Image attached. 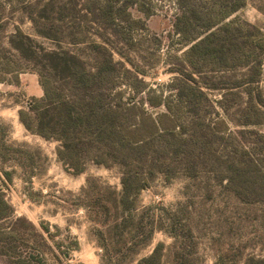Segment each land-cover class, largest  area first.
<instances>
[{"label": "rangeland", "instance_id": "rangeland-1", "mask_svg": "<svg viewBox=\"0 0 264 264\" xmlns=\"http://www.w3.org/2000/svg\"><path fill=\"white\" fill-rule=\"evenodd\" d=\"M134 1L137 3L128 8L131 21L119 18V26L114 27L125 32L127 25L132 28L134 49L124 45L113 33L114 30L107 29L87 12L85 5L91 2L98 5L97 0H15L11 5L5 4L1 11L4 25L0 27V64L9 66L13 71L0 74L4 80L0 82V146H3L0 151V189L14 208V217L30 220L47 241L49 247L42 245V239L34 237L25 225L21 228L29 240L31 238V244L36 243V247L44 252L50 264H109L101 243L104 242L110 249L111 221L101 222L105 220L106 213L102 216L99 213L102 200L98 195L107 190L120 192L124 169L118 164L104 167L88 163L81 174L68 172L57 158L58 141L44 139L24 127L18 112L28 111L29 100L43 95L37 96L42 86L36 68L47 67L48 60L45 55L39 54L37 64L21 57L11 46L10 39L18 27L23 34L37 41L44 54L63 49L92 67L102 58L94 43L109 46L105 41L108 38L128 58L114 51V59L123 60L128 69V72L120 71L123 99L130 97L135 103L141 102L156 116L164 112L165 107L151 106L149 97L173 96L176 92L174 87L179 84L176 80L182 77L171 70L181 65L176 56L183 51L179 36L173 30L175 5L174 0L131 2ZM200 2L205 6L212 4L210 0ZM235 16L264 32V0H246L245 6L228 19ZM156 38L162 41L160 47ZM262 58L264 80V54ZM184 70L190 71L188 65L185 64ZM245 72L246 68L215 72L210 75L211 79L205 75L200 79L195 74L197 79L210 80L218 86L220 82L226 87L220 90L219 87H203L213 107L208 103L200 104L192 107L191 113L198 112L206 119L214 117V112L221 111L217 101ZM135 86H138L137 90ZM143 86H146L144 91H139ZM240 96V101L246 99L245 93ZM244 106V103L233 106L229 114L236 117ZM187 124L188 137L192 134V138L198 136L199 140L213 139L218 148V158L219 154H225L224 158L232 156L231 146L225 145L220 137H214L211 130L196 122L188 121ZM230 129L234 141L254 140L257 133L251 132L252 129L264 133V125L244 127L230 122ZM13 148H19L21 152L15 153ZM23 156L32 158V169ZM19 158L25 161L28 170L21 166ZM184 160L181 156L174 157L162 165L165 171L159 170L156 165L147 180L148 185L141 189L134 211L135 219L139 220L143 211L148 209L147 216L162 225L163 229L155 230L151 243L141 247L132 262L121 264H136L137 259L150 253L158 241L165 244L162 264H215L219 255L223 256L226 264H245L249 256L264 257V198L254 199L256 190H250L251 186L240 187L236 181L230 185L227 179H223L227 175L223 167L220 171L219 167L217 171L206 170L199 162L201 159L193 154L188 159L189 163L181 162ZM261 163L260 175L264 179V160ZM186 165L195 168L193 175L189 174ZM2 169L13 170L11 182L5 181ZM258 188L264 189V186ZM164 210L173 214L172 223L167 220ZM41 222L49 227L60 249L43 233ZM168 226H172V233L167 231ZM128 230L131 231V228ZM0 264L13 263L7 256L0 255Z\"/></svg>", "mask_w": 264, "mask_h": 264}, {"label": "trees", "instance_id": "trees-1", "mask_svg": "<svg viewBox=\"0 0 264 264\" xmlns=\"http://www.w3.org/2000/svg\"><path fill=\"white\" fill-rule=\"evenodd\" d=\"M14 1L0 0V27L4 25L1 22L2 9L5 4L11 5ZM131 1L97 0L98 5L91 2L85 8L95 21L114 30L113 33L119 36L118 39L124 45L134 49L132 28L127 25L126 32L114 28L119 26V18L131 21L128 8L137 3ZM210 1L212 4L206 3L205 6L200 0H174L173 30L179 36L180 49L183 51L180 56H176L181 65L171 70L177 71L182 77L176 80L179 84L175 85L173 96L149 97L148 103L151 106L165 107V111L156 116L146 110L141 102L135 103L130 97L128 100L123 99L120 71L128 72V69L123 60L114 59V51L128 58L108 38L105 41L109 46L94 43L102 58L89 67L75 54L63 49L44 54L37 41L23 34L18 27L11 36V46L21 57L36 61L37 64V58L42 55L48 60L47 67L43 65L36 68L43 95L29 100L28 111L18 112L24 127L44 139L58 141L57 158L68 172L81 174L88 163L104 167L118 164L124 169L122 190H104L101 196L98 195L102 200V204H99L101 206L98 205L101 209L99 213L101 216L106 213L105 220L101 222L111 221L110 249L104 242L101 243L105 251L103 256L109 264L132 262L141 247L151 243L155 230L163 229L162 225L147 216L148 209L143 211L139 220L135 219L134 211L141 189L148 185L147 180L151 178L156 165L159 170L165 171L162 165L174 157L181 156L185 159L181 162L189 163L188 159L193 154L201 159L199 162L206 170L217 171L219 167L220 171L223 167L227 173L223 179H227L230 185L236 181L240 187L251 186L250 190H256L254 199L264 198V189L258 188L264 186V179L260 175L261 162L264 160V133L252 129L251 132L257 133L254 140L234 141L230 129V122L244 127L264 125V92L261 87L264 32L238 16L228 19L245 6L246 0ZM156 40L160 47L162 41L159 38ZM1 64L0 74L13 71L9 66ZM185 64L190 71L184 70ZM240 68H246V72L240 80L231 83L227 92L217 101L221 109L219 113L214 112L215 116L209 119L201 113L200 116L198 112L191 113L192 107L200 104L208 103L213 107L203 87H219V90L226 87L220 82L218 86L210 80H200L204 75L211 79L210 75L215 72L225 73ZM2 79L0 76V82L4 81ZM145 87L139 91H144ZM241 93L246 94L245 100L240 101ZM240 103L245 106L233 118L229 110ZM188 116L189 120H186ZM188 121L205 126L214 137H220L226 142L225 145L231 146L232 156L224 158L225 154L222 153L218 158V148L213 139L199 140L198 136L192 138V134L188 137ZM2 149L1 145L0 151ZM13 150L15 153L21 152L19 148ZM23 159L32 169V158L30 160L28 156H23ZM20 160L21 166L28 170L25 161ZM224 162L226 164L223 166ZM185 168L190 175L194 174L193 166L186 165ZM2 174L5 181L13 180V170L2 169ZM164 213L169 223H172L173 214L166 210ZM13 217L14 208L0 189V255L7 256L13 264H50L44 252L36 247V243L31 244V238L29 240V236L21 229L25 225L34 237L42 239V245L49 247L36 226L25 217ZM10 218L6 223L5 220ZM40 225L43 233L60 249L49 227L44 222ZM171 228H167L169 233H172ZM164 249L163 241L156 242L150 253L138 258L136 264H162ZM215 264H226L222 255H219ZM245 264H264V257L249 256Z\"/></svg>", "mask_w": 264, "mask_h": 264}, {"label": "crops", "instance_id": "crops-1", "mask_svg": "<svg viewBox=\"0 0 264 264\" xmlns=\"http://www.w3.org/2000/svg\"><path fill=\"white\" fill-rule=\"evenodd\" d=\"M261 86L264 87V80L261 82ZM43 94V89L39 90L37 96H41ZM36 96V95H35Z\"/></svg>", "mask_w": 264, "mask_h": 264}]
</instances>
